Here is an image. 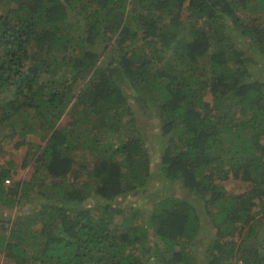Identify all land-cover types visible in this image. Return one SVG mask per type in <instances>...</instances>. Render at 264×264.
I'll return each instance as SVG.
<instances>
[{
	"label": "trees",
	"instance_id": "obj_1",
	"mask_svg": "<svg viewBox=\"0 0 264 264\" xmlns=\"http://www.w3.org/2000/svg\"><path fill=\"white\" fill-rule=\"evenodd\" d=\"M0 13V160L43 141L19 165L34 161L27 181L4 185L15 168L0 162V209L16 214L0 217L4 264H264V0ZM129 197L142 203L119 206Z\"/></svg>",
	"mask_w": 264,
	"mask_h": 264
},
{
	"label": "rangeland",
	"instance_id": "obj_2",
	"mask_svg": "<svg viewBox=\"0 0 264 264\" xmlns=\"http://www.w3.org/2000/svg\"><path fill=\"white\" fill-rule=\"evenodd\" d=\"M1 14L2 13H0V15ZM110 46L111 47L115 46L114 41L111 42ZM59 48H60V43L55 46L56 52H59ZM103 66H104V64H102L100 67H103ZM252 73H253L254 77L257 78V79L262 80L264 78V72L259 73V71H258V69L256 67L254 68V70H252ZM78 88L74 87L72 89V91L75 93ZM206 100L210 101V96H207ZM152 117H153V119H151V121H152L151 124L154 127L152 129L148 130V132H147V139H148L147 141L149 143L154 142L153 139L155 138V136H154L156 134L155 129L157 127V123L154 122V119H157V117L156 116H152ZM142 118L144 119L143 116H142ZM67 121H68V117H64L60 121V124L61 125L67 124ZM140 121H142V120L140 119ZM113 137L114 136H112L111 134H107L104 138H106L108 140H112V141H117V140H114ZM25 141H26V145L20 147L17 150L12 148V144H8V145L4 146V149H5L6 152L2 155V158H1L0 162L1 163H6V160L8 159L11 162L8 163V164L6 163L4 165L7 168H11V167L15 168V169H13V170H15V173L12 176L8 177L9 183L5 184V182H4V185H6V186H9V185L11 186L16 181H27V180H29V178L31 177V175L33 173V168L32 167L34 165V161H33V163H31L32 162L31 161L29 163V165L25 167V169H20L19 165L21 164L22 158H23L25 152L27 151L28 146L29 145H32V146L43 145V141L41 139V135L40 134H32V133L26 135ZM262 142L264 143V138L262 139ZM152 153H154L152 156L155 157L156 156V152L152 151ZM81 166H87V163L83 162ZM88 167H90V166H88ZM82 173L84 175L86 173H88L87 168H84V171H82ZM78 181L79 182H83V181H86V179L83 178V177H79ZM80 185H82V184H80ZM223 185H224V188L226 189V191L228 193L227 195H229V194L236 195L238 193L244 192L243 191L244 184L234 183V182H232V180H229L227 182H224ZM149 193H151V192H149ZM138 201H140L142 203V200L141 199L139 200V197H137V198L136 197H133V198L129 197V198H127V203L121 204L119 206H121V207L129 206L130 207V205H136L138 203ZM38 202L39 201H36V203H38ZM96 202H98V200L90 198L87 201V204L92 205V204H96ZM129 202H132V203H129ZM124 214L125 215H129V214H131V212L130 211H126ZM0 217L2 219H4V220H8L9 218H15L16 214H15L14 210L13 211L12 210H7V209H3L1 207V209H0ZM8 226H9V224H8ZM35 228L38 229V227H35ZM205 231H207V228H206ZM203 250L204 249L202 247H200V249L198 250V254L197 255L201 254ZM3 256H4L3 253L0 252V264H4Z\"/></svg>",
	"mask_w": 264,
	"mask_h": 264
},
{
	"label": "clouds",
	"instance_id": "obj_3",
	"mask_svg": "<svg viewBox=\"0 0 264 264\" xmlns=\"http://www.w3.org/2000/svg\"><path fill=\"white\" fill-rule=\"evenodd\" d=\"M5 182V184H8L9 183V180H8V178H6V180L4 181ZM13 221V220H12ZM11 221V222H12ZM0 229H1V227H0Z\"/></svg>",
	"mask_w": 264,
	"mask_h": 264
}]
</instances>
